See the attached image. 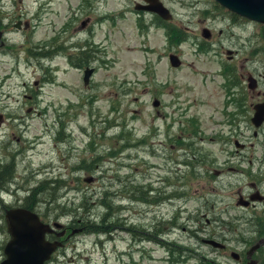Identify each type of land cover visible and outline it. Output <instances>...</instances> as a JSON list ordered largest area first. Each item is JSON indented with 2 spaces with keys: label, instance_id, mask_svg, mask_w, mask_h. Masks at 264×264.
I'll use <instances>...</instances> for the list:
<instances>
[{
  "label": "rangeland",
  "instance_id": "rangeland-1",
  "mask_svg": "<svg viewBox=\"0 0 264 264\" xmlns=\"http://www.w3.org/2000/svg\"><path fill=\"white\" fill-rule=\"evenodd\" d=\"M134 2L143 0H0V164H14L7 193L0 191V260L7 239L2 204L21 205L28 189L56 179L64 186L54 189L56 201L47 206L52 212L42 202L34 209L41 221L64 224L57 229L63 234L54 236L63 245L45 264H166L168 247L154 241L158 228V237L199 251L200 257L184 255L173 264H229L227 248L212 250L200 242L209 232L220 242L222 235L231 237L228 247H250L249 263L264 264V201L236 204L252 182L264 194V181L238 172L248 170L256 180L264 175V124L256 139L249 138L250 163L237 165L224 162L231 129L220 119L233 108L224 104V49H238L236 70L256 78L255 89L245 88L250 102L264 96V25L232 22L227 12L211 8L212 0H161L171 13L165 24L134 10ZM84 18L88 23L81 25ZM17 19L27 26L15 27ZM205 27L209 42L200 35ZM171 28L187 35H173L167 43ZM83 43L97 54H83L94 56L96 68L87 85L82 65L67 57L75 60L73 45ZM168 51L180 56V66L170 67ZM187 102L186 114L199 120L191 146L195 163L186 142L174 148L162 126L163 113L175 115ZM168 131L175 133L177 125ZM215 134L221 137L210 138ZM249 134L247 129L238 138ZM87 176L92 179L85 181ZM130 183L149 187L148 197L133 193ZM105 189L113 194L107 197ZM104 201L114 207L107 210ZM101 217L113 220L107 234L88 225Z\"/></svg>",
  "mask_w": 264,
  "mask_h": 264
},
{
  "label": "flooded vegetation",
  "instance_id": "flooded-vegetation-1",
  "mask_svg": "<svg viewBox=\"0 0 264 264\" xmlns=\"http://www.w3.org/2000/svg\"><path fill=\"white\" fill-rule=\"evenodd\" d=\"M17 20H19V19H17ZM18 23H19V25L22 24V28H25L27 26V22L26 21L19 20ZM84 23L85 24L88 23V18H84L80 22L81 25H83ZM219 33H220V31H219ZM179 35H181V34L179 33L176 36H179ZM184 35H187V34H183L181 36H184ZM200 35H201V37L204 40L209 42L208 39H210L211 34H210L208 29L201 28ZM204 40H202V41H204ZM202 43L203 42H198L197 43L198 49L201 48ZM237 50L238 49H233V50L224 49L223 50L225 58L228 60V65L223 64V63L220 64L221 65L220 74H221V76L223 78L222 79V87L224 89V92L227 94V96H226L227 99L224 101V104H225V108L228 105H232L233 108L229 109L227 111H225V109H224L223 110L224 113H222V114L224 115L225 120H224V118H220V119H221V121H224L223 123H226L231 129L230 134H229V139H228L231 142V149L228 152L227 158L224 159V162L225 163H230L229 161H234V162L237 163V165H239V164L243 163L244 160H246L247 164L250 163V159L247 157V155L249 154V149H252L254 146H253V142L250 141L249 138L252 137V138L256 139L257 130H260L261 128H263L264 119H263V121L261 122V124H260V126L258 128H254L253 125H252V122H251V116H252V113L254 111V108H253L254 104L262 101L264 99V96L261 99H259V97H256L255 101H253L252 103L250 102L249 97H248L249 91H246L245 88L247 90L249 89L247 87V84H248V79L247 78H248L249 75H251V76H253V75L251 73H248V72H246L245 74H242L241 72L236 70L234 61H235V58H236V55H237ZM169 52H172V53H175L176 55H178L174 51H168V53ZM86 53L87 52H85V54ZM83 54H82V57H83V59H85L87 64H83L82 66L86 67V66L93 65V59L94 58L93 57H88V56L83 55ZM178 57L180 58V56H178ZM71 61L73 62V64L77 63V62H74L76 60H71ZM180 64H181V61H180ZM180 64L178 66H180ZM233 91H235V95H233ZM258 93L259 92L257 91L256 95H258ZM247 101H249V102H247ZM188 104H189V102L185 103V107H182L181 109H180V106H178L177 110L178 109L179 110H178V112L175 115H173V114H171L169 112H165V113L162 114V126L164 128V137H165L166 141H169V144L173 145L174 148H176L175 145H177V144L181 145V144H184L185 142H186V145L193 146L194 139H195L194 136L197 135V132L200 133L199 128H198L199 120L197 119V116L196 115H188V114H186L187 110H188V107H189ZM183 115H186L187 117H185L182 120L180 118ZM210 117H211V115H210ZM242 119H243V123L245 122V125L241 127V125H239V122L242 121ZM191 121H193L194 125H196L195 128L191 127V129H195V132L193 133V132L188 131V132L185 133L184 132V128L187 127V126L190 127ZM174 125H177V131L175 133H173V134L172 133L169 134L168 128L172 127ZM234 126H235V128L233 129ZM247 129L250 130V134H249V136H247L248 135L247 134L245 136V138H244V141H241V139L238 138V136H242L244 131L247 130ZM213 136L221 137L219 134H215V135H211L210 138L213 137ZM235 141H236V143H235ZM191 148L195 149L193 147H191ZM188 149H190V148H188ZM187 152H189L188 153L189 157L191 159H193L194 162L198 161V160H196L198 158H197L196 153L194 151L188 150ZM235 156H237V157H235ZM246 157L248 159H246ZM263 158H264V156L261 155V159H263ZM238 172L241 173L242 177H249V176L255 177V181H258V183H263V181H264V175L259 180H256L257 176L252 174V173H250L248 170L243 172L242 170L238 169ZM250 187H251V191L247 192L244 196H242L241 194H238L237 201L240 199L239 198L240 195H241L240 197L242 198V200H246V204L244 205V207H248V206L249 207H251V206L254 207V205H255L254 201L255 200H257V202L264 201V194L260 193V191L256 188V184L254 182H252L250 184ZM149 190L150 189L148 187V191ZM251 196L254 199H250ZM206 224H208V222ZM171 227L172 228L175 227L174 224ZM176 227L178 228L177 224H176ZM64 228H65V226H64ZM180 228L183 229V226H181ZM56 232H59V230H56ZM215 235H216V232H215V234L209 232L206 235V237L213 238V237H215ZM48 236H49V238H54L55 235L53 233H51ZM234 237L235 238L238 237L237 233H235ZM230 238H228L227 236H223L222 235V239H220V240L222 241L221 243H223L224 246L217 247V248H212L211 247L212 250L219 251V250H225L227 248L229 250L228 251L229 257L231 258V261H230L229 264H234L233 262H235L237 264H253L252 262L249 263V258H248V253H249L248 250H249L250 247L245 249V250L244 249L243 250L236 249V247H234V246H232V248L228 247L229 246L228 245L229 242L227 240H229ZM259 241H260V243L263 242L264 238L262 240H259ZM167 243L169 244L168 241H167ZM171 244H173V243H171ZM175 246L182 252V254H184L186 256H189V254H194V255H197L198 257H200V254H198L199 251L196 248L183 247V246H180V245H175ZM257 248H255L254 250H257ZM234 252L236 253V255H233ZM241 254H242V257H241ZM201 258L202 259H206V258H204L202 256H201ZM208 262L211 263V264H227V263H214L213 260H208ZM165 263L166 264H173L174 262H171L169 259H167V256H166L165 257Z\"/></svg>",
  "mask_w": 264,
  "mask_h": 264
},
{
  "label": "water",
  "instance_id": "water-1",
  "mask_svg": "<svg viewBox=\"0 0 264 264\" xmlns=\"http://www.w3.org/2000/svg\"><path fill=\"white\" fill-rule=\"evenodd\" d=\"M143 1L145 3H137L133 8L148 10L163 19L170 17L168 9L159 0ZM214 1L232 13L264 24V0ZM14 26L19 27V23L16 22ZM168 59L171 66H177L179 63L174 55L169 54ZM92 70V67H85L83 69L82 81L84 84L87 83L88 76ZM247 79L248 87L250 89L254 88V78L248 76ZM152 105H157L156 99L152 101ZM253 108L254 112L251 121L255 126H258L264 119V100L254 104ZM84 180L90 181L91 176L85 177ZM3 219L8 238L2 246L3 258L0 260V264H45L52 252L62 245L57 239L48 240L45 237L47 233L54 232V229L61 228V222L52 221L50 225L47 222L41 221L34 211L21 206L6 208L3 211ZM63 231L61 230L55 233V235L58 237ZM202 241L211 246H221L220 243L212 239H202ZM255 247H257V244L253 245L252 249Z\"/></svg>",
  "mask_w": 264,
  "mask_h": 264
},
{
  "label": "trees",
  "instance_id": "trees-1",
  "mask_svg": "<svg viewBox=\"0 0 264 264\" xmlns=\"http://www.w3.org/2000/svg\"><path fill=\"white\" fill-rule=\"evenodd\" d=\"M214 10V9H213ZM159 21L161 22V23H164L162 20H160L159 19ZM163 26H166L165 24L163 25ZM172 29L173 28H171L170 29V31L168 32V34H169V39L171 40L172 39V37H173V35H178L179 34V32L180 31H178V30H176V31H172ZM76 48H77V52H75V56H76V58H79L80 60H77L75 57V60L79 63V65H83V64H87L86 63V61H85V59H83V57H82V54L84 53L85 54V52H90L91 54H94V55H97L96 54V52H95V50H89L88 48H87V46L86 47H84L83 48V46H80V45H77L76 46ZM45 56V55H44ZM71 56L72 55H69V59L70 60H72V58H71ZM92 57H94L93 55H92ZM78 66V65H77ZM190 126L191 127H194L195 128V126L196 125H194V123H193V121H191V123H190ZM191 127H185L184 128V132L186 131V130H188V131H190V132H195V129H191ZM185 142V141H184ZM188 148H191V145L189 146L188 145ZM190 151L192 150L193 151V149H189ZM13 165L14 164H9V166H6V165H4V164H0V188H7V185L12 181V174H13V171H14V167H13ZM46 182V183H48L47 185H45V186H47V188H46V191H43V188L45 187H40V189L37 191V187H38V185H40V183H42V182ZM58 185H59V187L60 186H64V183L63 182H60V181H58V180H56V179H54V180H50V179H42L41 181H39L38 182V184L34 187V188H30V189H28L27 191H26V195L23 197V199H22V204L21 205H23L24 207H27V208H29V209H35V207H38V206H40L41 204V202H42V204H44L45 205V211L46 210H50V212H52V210H53V208H48L47 206L49 205V204H54L55 203V201H56V195H54L55 193H54V189H56V191H57V187H58ZM130 186H132V187H134V190H131L133 193L134 192H139V195H140V197H148V194H147V191H148V188H146V187H139V186H137V185H132L131 183H130ZM45 192H48V195L50 196L49 198L47 197V199H44L43 197H38V195H40L41 193L43 194V196H44V194H45ZM49 192H51V193H49ZM104 193H105V195L108 197L109 195H112L113 193L112 192H110V193H108L107 191H106V189L103 191ZM36 193H38L37 194V196H36ZM137 194V193H136ZM46 198V197H45ZM134 198H138V197H134ZM83 201H85L86 202V200H83ZM40 204V205H39ZM101 205L102 206H104L107 210H111L114 206L111 204V202H103V203H101ZM5 207H7L6 205H4V204H2V206H1V209L3 210ZM117 208V207H116ZM50 212H48V214L50 213ZM110 213V212H109ZM63 214H65L66 215V213L65 212H63V213H55L54 214V219H57V216H61V215H63ZM0 220H1V224H0V229L1 228H3V222H2V217H0ZM90 221V223H92V224H88V225H90V227H93V229H94V232H96V233H101V234H107V233H109L110 232V230L107 228V226L108 225H111L110 223L113 221L112 219H109V218H105V220H104V217H101V219L100 220H95V219H92V220H89ZM88 222V221H87ZM104 222H107V224L106 225H103V223ZM93 224H95V225H93ZM3 230V229H2ZM156 232L154 231V234H155ZM157 234V233H156ZM172 250H173V252L176 254V249H174V248H172Z\"/></svg>",
  "mask_w": 264,
  "mask_h": 264
}]
</instances>
